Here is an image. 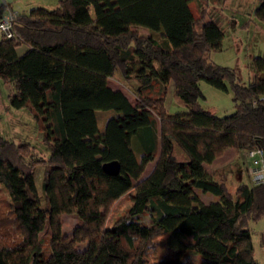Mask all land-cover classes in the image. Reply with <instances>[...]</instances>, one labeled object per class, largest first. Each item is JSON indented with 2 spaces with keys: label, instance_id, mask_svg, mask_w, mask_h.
<instances>
[{
  "label": "trees",
  "instance_id": "16d2710c",
  "mask_svg": "<svg viewBox=\"0 0 264 264\" xmlns=\"http://www.w3.org/2000/svg\"><path fill=\"white\" fill-rule=\"evenodd\" d=\"M198 1L208 18H195L191 0H62L23 14L0 6V22L15 15V36H0V80L11 88L10 106L38 122L50 152L0 137V264H198L188 253L202 264H260L251 224L264 219V183L232 193L206 165L228 150L264 152V58L253 60L246 86L211 61L224 32L209 0ZM117 75L135 104L109 86ZM201 82L230 89L235 112L204 110ZM171 83L187 113L166 108ZM110 111L118 116L101 132L96 113ZM111 162L118 175L105 172ZM124 198L129 208L109 223ZM64 215L80 221L71 237L62 233Z\"/></svg>",
  "mask_w": 264,
  "mask_h": 264
},
{
  "label": "rangeland",
  "instance_id": "374dc122",
  "mask_svg": "<svg viewBox=\"0 0 264 264\" xmlns=\"http://www.w3.org/2000/svg\"><path fill=\"white\" fill-rule=\"evenodd\" d=\"M62 0H0V6L8 3L14 11L21 14L28 13L34 8L43 7L49 10L56 9ZM209 5L213 12V18L224 32L222 50L211 54V61L214 63L234 69L237 74L238 82L246 86L251 80L253 70V60L257 57L264 58V22L260 21L256 16V10L260 6L258 0H209ZM205 6L200 5L198 0H191L190 9L197 20L208 18V11L205 14ZM210 15V10H209ZM141 35L149 36V32L144 29H136ZM124 81L121 75L111 80L109 86L114 90L122 91L128 99L135 104V94L133 89ZM133 88L137 86L133 83ZM205 99L201 101V107L210 111L216 116L223 117L235 112V103L233 101V93L222 92L213 88L205 82L200 84ZM11 93L10 86L4 84L0 80V137L6 140L14 141L18 144H31L36 153L40 156L48 158L49 149L43 143V132L39 128L38 122L31 116L26 109H15L10 106L9 96ZM166 108L171 115L179 113H187L188 109L184 108L174 97V86L169 85L166 98ZM113 111L97 112L98 128L101 132L105 130L106 121L117 117ZM137 140L134 142L136 150ZM137 151V150H136ZM139 156V152H136ZM176 157L183 161L184 154L179 147H175ZM238 154L235 150L225 152L219 161L209 167V171L214 175V179L227 186L230 192H234L241 184L253 185L255 175L261 171L262 166L255 163L258 159H249L247 154H238V158L233 160V156ZM249 162L251 165L249 166ZM150 164L149 168H151ZM45 166L39 165L34 170V178L36 189L43 201V179ZM256 173V174H255ZM208 196H203V200L208 202L211 200ZM212 197V196H210ZM129 208V202L125 198L119 201L114 207L109 217V223L121 216ZM62 233L72 236L74 230L80 225V221L76 216H62ZM253 242L256 257L260 264H264V219L257 223H252ZM51 229L49 225L40 235V238L49 236ZM47 245V242L45 243ZM84 247L80 246L79 249ZM188 259L197 261L198 264L203 263L201 256L187 254Z\"/></svg>",
  "mask_w": 264,
  "mask_h": 264
},
{
  "label": "built area",
  "instance_id": "2783aa9c",
  "mask_svg": "<svg viewBox=\"0 0 264 264\" xmlns=\"http://www.w3.org/2000/svg\"><path fill=\"white\" fill-rule=\"evenodd\" d=\"M14 19L15 15H8L3 21L0 22V36L3 35L7 38H13L14 35ZM249 158L258 160L255 162L258 165L262 166L261 171L257 172V174L254 176L255 184L264 183V152L261 150L258 151H252L249 154Z\"/></svg>",
  "mask_w": 264,
  "mask_h": 264
},
{
  "label": "crops",
  "instance_id": "0c3cea01",
  "mask_svg": "<svg viewBox=\"0 0 264 264\" xmlns=\"http://www.w3.org/2000/svg\"><path fill=\"white\" fill-rule=\"evenodd\" d=\"M26 51H27V48H26V47H21V48L18 49V53H19V55H23ZM109 83H110V82H109ZM108 113H110V112H108ZM96 114H97V113H96ZM106 122H107V121H106ZM230 151H232V150H228L227 152H230ZM236 158H238V154H235V156H233V160H235ZM217 161H219V160L214 161L211 165H213V164H214L215 162H217ZM151 164H152L151 168H149L150 164L147 166V169H146V172H145V175H144V176H147V175L151 172V170H152V168H153V166H154L153 163H151ZM211 165H206V170L208 171V173H209L210 175L214 176V175L208 170L209 167H210ZM250 165H251V162H249V166H250ZM203 196H205V195H203V194L200 195L201 200H202L204 203L209 204L211 201H213V197L208 196L209 198H211V200L208 201V202H205V201L203 200ZM124 199H125V198H124ZM122 200H123V199H122Z\"/></svg>",
  "mask_w": 264,
  "mask_h": 264
},
{
  "label": "water",
  "instance_id": "95a60500",
  "mask_svg": "<svg viewBox=\"0 0 264 264\" xmlns=\"http://www.w3.org/2000/svg\"><path fill=\"white\" fill-rule=\"evenodd\" d=\"M103 168L109 175H118L121 170L120 164L118 162L105 164Z\"/></svg>",
  "mask_w": 264,
  "mask_h": 264
}]
</instances>
